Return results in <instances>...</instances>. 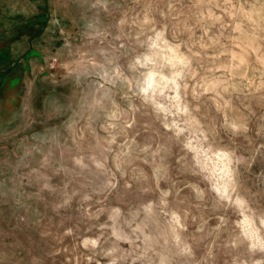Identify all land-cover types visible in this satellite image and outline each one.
<instances>
[{"label":"rangeland","instance_id":"1","mask_svg":"<svg viewBox=\"0 0 264 264\" xmlns=\"http://www.w3.org/2000/svg\"><path fill=\"white\" fill-rule=\"evenodd\" d=\"M0 264H264V0H0Z\"/></svg>","mask_w":264,"mask_h":264}]
</instances>
